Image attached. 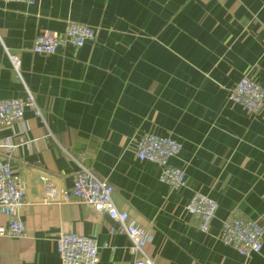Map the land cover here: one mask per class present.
<instances>
[{
  "label": "crops",
  "instance_id": "0c3cea01",
  "mask_svg": "<svg viewBox=\"0 0 264 264\" xmlns=\"http://www.w3.org/2000/svg\"><path fill=\"white\" fill-rule=\"evenodd\" d=\"M68 22L94 28L95 39L33 52L37 35ZM244 75L264 89V0H0V100L30 95L40 113L26 109L0 128V159L26 200L24 235L0 237V264H60V233L92 238L98 264H131L107 215L43 202L48 185L70 189L80 166L106 179L115 207L151 236L144 253L154 264H264V237L248 257L219 239L233 217L264 226V107L251 116L228 99ZM145 134L182 144L169 163L185 171L184 188L171 190L158 165L136 158ZM194 193L218 206L207 233L186 212ZM11 219L0 214V226Z\"/></svg>",
  "mask_w": 264,
  "mask_h": 264
},
{
  "label": "built area",
  "instance_id": "2783aa9c",
  "mask_svg": "<svg viewBox=\"0 0 264 264\" xmlns=\"http://www.w3.org/2000/svg\"><path fill=\"white\" fill-rule=\"evenodd\" d=\"M3 1L33 5L37 0ZM96 34L94 28L68 22L60 34L37 35L32 50L39 55H53L60 47L80 48L84 43L93 41ZM8 56L13 71L19 77L18 57ZM228 99L231 103L240 106L247 115L256 116L264 107V89L249 75H244L229 91ZM26 109L40 115L30 95L24 100H0V128L21 121ZM181 149L182 144L171 137L145 134L136 140L135 155L140 162L158 165L161 169L160 182L171 190H178L186 186V174L183 169L171 166L169 161L177 157ZM113 191V186L106 179L80 166L70 189L58 192L60 193L58 195L53 186L48 185L44 189L42 200L43 202L73 200L107 215L117 225L116 229H110V232L117 231L127 238V250L133 257L131 264H154L144 253V247L150 242L151 236L136 226L126 212H120L115 207L112 199ZM25 204V189L16 171L0 159V214L12 218L7 226H0V237L20 238L24 235L25 227L18 215ZM217 207V203L212 198L194 193L186 206V212L196 221L198 230L207 233ZM263 234L264 227L257 219L233 217L222 223L219 239L223 245L232 247L239 256L248 257L261 252ZM56 253L60 264H98L99 262L96 242L92 238L76 233H60L56 240Z\"/></svg>",
  "mask_w": 264,
  "mask_h": 264
},
{
  "label": "trees",
  "instance_id": "16d2710c",
  "mask_svg": "<svg viewBox=\"0 0 264 264\" xmlns=\"http://www.w3.org/2000/svg\"><path fill=\"white\" fill-rule=\"evenodd\" d=\"M262 226H263V224L260 222V221H258ZM264 227V226H263ZM263 237H264V234H263Z\"/></svg>",
  "mask_w": 264,
  "mask_h": 264
}]
</instances>
